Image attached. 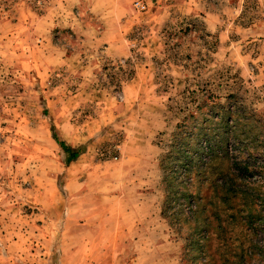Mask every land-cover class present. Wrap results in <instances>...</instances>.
<instances>
[{
    "label": "rangeland",
    "instance_id": "rangeland-1",
    "mask_svg": "<svg viewBox=\"0 0 264 264\" xmlns=\"http://www.w3.org/2000/svg\"><path fill=\"white\" fill-rule=\"evenodd\" d=\"M117 4L110 60L87 0H0V264H200L205 223L208 264L263 250L264 0Z\"/></svg>",
    "mask_w": 264,
    "mask_h": 264
},
{
    "label": "crops",
    "instance_id": "crops-1",
    "mask_svg": "<svg viewBox=\"0 0 264 264\" xmlns=\"http://www.w3.org/2000/svg\"><path fill=\"white\" fill-rule=\"evenodd\" d=\"M87 4L91 5L92 11L95 13L98 20H101L102 29L101 32L91 41L94 50H101L100 53L107 59H119L125 57L129 53V41L128 38H123V26L121 22L124 15V7L121 4L118 6L117 0H87ZM62 16V15H61ZM210 18L208 22L209 28L212 27L213 15H208ZM207 18V19H208ZM57 19V18H56ZM133 21V20H132ZM131 21V22H132ZM63 21L57 22L56 25H61ZM130 22V23H131ZM133 25V22L131 23ZM126 40V41H125ZM129 40V39H128ZM128 45V46H127ZM61 57V64L66 68H77L78 60L75 53L63 54ZM82 68V67H81Z\"/></svg>",
    "mask_w": 264,
    "mask_h": 264
},
{
    "label": "trees",
    "instance_id": "trees-1",
    "mask_svg": "<svg viewBox=\"0 0 264 264\" xmlns=\"http://www.w3.org/2000/svg\"><path fill=\"white\" fill-rule=\"evenodd\" d=\"M65 153L69 154L68 161H72V160L76 159L78 156V152L73 151L71 148L65 149ZM220 229L222 232L225 231V227H221ZM208 234H209V227H208L207 223H205V228L197 227L195 229V231L193 232V234L191 236H189V238L191 239L189 241V246H191L190 249H194L196 251L195 260L200 262V264H208L209 260L211 259V256H212L211 244L209 243V242H211V239H210V236ZM207 235L209 238L207 237ZM220 247L222 249H225V250H223L224 252L231 251V250L234 251L233 252L234 254L230 257L224 255L225 256L224 258L227 259V260H225L227 262V264H246L248 261L246 259L247 254L251 258H254L256 256L254 249H257V245H253L252 247L246 246L245 242L243 240H239L237 242V246H235V247H231L229 245L228 241L223 240V242L220 244ZM259 248H260V250L257 249V251L259 253L264 254V248H263V250L261 249V246H259ZM230 258H232L233 260H230V262H228V260ZM223 264H225V262H223ZM254 264H261V262L259 260H257V261H255Z\"/></svg>",
    "mask_w": 264,
    "mask_h": 264
},
{
    "label": "built area",
    "instance_id": "built-area-1",
    "mask_svg": "<svg viewBox=\"0 0 264 264\" xmlns=\"http://www.w3.org/2000/svg\"><path fill=\"white\" fill-rule=\"evenodd\" d=\"M136 7L138 8L139 11H140V10L142 11V10L145 9V6L142 5L141 3H137V4H136Z\"/></svg>",
    "mask_w": 264,
    "mask_h": 264
}]
</instances>
